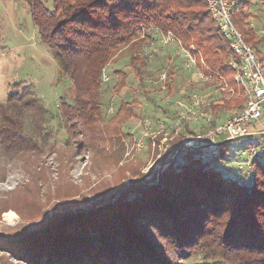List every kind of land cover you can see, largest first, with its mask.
Masks as SVG:
<instances>
[{
  "label": "trees",
  "instance_id": "obj_1",
  "mask_svg": "<svg viewBox=\"0 0 264 264\" xmlns=\"http://www.w3.org/2000/svg\"><path fill=\"white\" fill-rule=\"evenodd\" d=\"M22 1L39 40L49 47L61 70L71 81L73 95L70 102L59 97V111L55 115L48 113L35 91L29 89L31 86L23 82L12 83L6 99L0 101V160L18 159L28 154L27 159L31 163L27 171L42 169L41 156L54 146L46 127L49 119L60 116L62 128L67 133L70 129L71 135H75L74 128L79 122L81 125H90L91 122L98 124L102 120L100 110L107 102L102 100L103 92L98 79L100 69L116 49L134 35V39L147 40L153 35L154 29L172 31L185 45L194 44L202 52L207 65L223 75L229 85H233L232 70L228 65L232 57L229 43L219 34L205 0H51V6L47 0ZM253 2L238 0L233 8L232 19L245 41L264 61V49H260L264 44V35L257 34L249 26V21L252 22L255 17ZM133 61L137 62L132 57ZM144 64L142 61L141 65ZM136 66L132 65V68ZM136 70L139 75L140 69ZM112 73L117 81L121 79L118 75L126 74L122 70ZM168 74L172 82L173 74L169 71ZM180 78L184 80L182 76ZM173 86L169 84L167 93L172 94ZM194 87L193 84L189 86L190 90ZM240 103L241 99L237 98L222 105L231 107ZM130 104L139 105L135 100ZM220 105L219 100L211 108ZM122 106L119 105L118 112L123 114L120 116L125 115ZM126 113L133 116L132 109H126ZM186 132L196 133L189 128H186ZM94 135L90 136L97 139ZM178 148L176 146L162 163L168 161ZM218 150L217 157L221 155L219 147ZM202 151L183 150L161 169L157 185H154L157 182L154 178L147 185L128 187L116 194L110 203L89 214L77 213L76 218L63 217L64 222H52L30 233L14 235V240H36L49 230L56 229L54 227L62 222L68 224L69 220L71 229L79 230L64 231L63 235L77 238L71 242L62 240L66 238L62 235L57 238L60 240L58 245L44 241L46 250L37 256L28 253L29 257H24L26 259L22 262L264 264V158L251 161L246 171L235 169L229 173L212 166L210 159L200 158ZM3 176L0 174V180ZM150 185L152 187H148ZM10 193L13 195L15 191ZM131 202L135 203L128 206ZM123 205L128 215L134 212L135 217L144 216L142 222L152 227L165 244L159 245L155 239L140 231L123 228L128 224L126 216L116 212ZM113 208V214H117L114 217L107 216L106 225L102 221L97 225V219H91L97 212L111 211ZM116 220L122 223L117 224L118 228L112 224ZM8 239L0 238L1 251H11V247H7L10 244ZM33 245L36 243L27 244L31 250Z\"/></svg>",
  "mask_w": 264,
  "mask_h": 264
},
{
  "label": "rangeland",
  "instance_id": "obj_2",
  "mask_svg": "<svg viewBox=\"0 0 264 264\" xmlns=\"http://www.w3.org/2000/svg\"><path fill=\"white\" fill-rule=\"evenodd\" d=\"M47 3L51 6V0H47ZM253 3L255 19H252V24L260 35L259 30L264 29V0H254ZM135 36L121 44L100 69L99 85L103 92L102 100L106 101L107 105L100 110L102 120H99L98 124L91 122L90 125H81L79 122L74 128L75 135H71L70 129L67 133L62 128L60 116L49 119L46 127L50 131V142L54 146L41 156L43 168L40 170L27 171V166L30 167L31 163L27 159L28 154L18 159L0 160V174H4L0 180V209L2 208L0 238H9L10 244L7 247H11L10 252L7 249L0 250V264H26L22 260L29 257L28 253L37 256L46 250L44 241L58 245L60 240L57 238L60 235L66 237L62 240L68 239L69 242L77 239L73 235L72 237L63 235L64 231H79L71 229L70 220L68 224L63 223V217L68 219L76 218L77 213L89 214L110 203L116 194L128 187H137L145 183L147 185L154 178L157 181L154 185L159 183V168L171 152L168 148L173 147L180 137L173 136L162 141V135H156L154 138L145 136L143 134L145 119L155 123L166 105H168L166 109L170 111L177 109L176 101L181 98L177 87L180 86L179 83L190 84V81L181 67V61L174 56L173 47L162 49L157 43L150 46L147 40L134 39ZM260 49H264V44ZM132 57L136 63L131 62ZM142 61L145 63L144 66L141 65ZM132 65H137L136 68L140 69V76ZM104 70L108 75L106 80L102 77ZM114 70H122L126 74L118 75L121 79L117 81L112 73ZM165 70L173 74L172 82L170 78L168 81L174 86L172 94L164 95L159 91L158 78ZM181 76L184 78L183 81L180 80ZM18 82L30 85L29 89L35 91L38 99L52 115L59 111L57 102L60 96L68 102L73 98L71 81L61 70L49 47L39 40L23 1L0 0V101L6 99L10 85ZM133 100L139 105L132 106L130 102ZM121 104L124 105L122 106L124 116H120L123 114L118 112ZM126 109H132L133 116L127 114ZM218 109L219 107L211 110L216 112ZM87 118L88 116L85 119ZM154 127L155 125L150 132L155 131ZM26 128L29 126L26 125ZM187 128L195 132L201 130L195 126ZM248 130L264 132V115L252 123ZM90 135L97 136V139ZM226 138L220 136L218 141ZM250 140L249 138L235 140L219 147L221 155L210 159V164L220 169L228 165L230 169L226 171L229 173L234 171L237 163L245 159L244 151ZM30 171L33 179L29 178ZM40 175L42 177L38 179ZM14 191L15 193L11 195L10 192ZM125 209L123 205L116 210L117 213H121L120 216H126L125 221L128 224L123 228L140 231L143 235L155 239L159 245L165 244L152 227L142 222L144 216L135 217L134 212L128 215L124 212ZM113 212L114 208L111 211L102 210L91 219L95 221L97 219V225L101 221L106 225L107 216L114 217L117 214ZM61 221L63 224L54 227L56 229L49 230L48 235L43 234L36 240H14V235L27 234L52 222ZM116 221L112 224L118 228L117 224L122 223L120 220ZM31 243H36L33 250L27 246ZM44 256L45 254L42 257ZM45 264H49V261Z\"/></svg>",
  "mask_w": 264,
  "mask_h": 264
},
{
  "label": "built area",
  "instance_id": "obj_3",
  "mask_svg": "<svg viewBox=\"0 0 264 264\" xmlns=\"http://www.w3.org/2000/svg\"><path fill=\"white\" fill-rule=\"evenodd\" d=\"M205 2L219 34L229 43L232 57L228 65L232 70L233 85H229L223 75L207 65L201 51L194 44L185 45L172 31L160 32L154 29L153 35L147 39L150 46L158 39L160 48L173 47L174 56L181 61V67L190 84L195 85L194 89L190 90L189 83H179L177 90L181 98L176 101L178 108L170 111L166 109V105L163 109L165 112L162 111L155 123L145 119V136L154 138L156 135H162V141L173 136L180 137L168 151H172L176 146L195 147L217 143L220 136L234 138L247 134L251 132L248 130L249 126L264 115V61L259 59L254 48L245 41L242 32L233 22L232 12L238 0ZM249 26L255 29L251 22ZM259 33L264 35V29L259 30ZM107 76L104 70L103 80H106ZM168 79V70L159 74V91L164 95L170 84ZM237 98L241 99L239 106L222 105L223 102ZM219 100L221 105L213 112L211 105ZM154 125L155 131L150 132ZM190 126L201 130L196 134H187L184 129ZM249 139L251 140L244 151L245 159L236 165L238 171H246L251 161L264 158V137ZM218 153V147L204 148L200 158L212 159L217 157ZM229 169L228 165L222 168Z\"/></svg>",
  "mask_w": 264,
  "mask_h": 264
},
{
  "label": "water",
  "instance_id": "obj_4",
  "mask_svg": "<svg viewBox=\"0 0 264 264\" xmlns=\"http://www.w3.org/2000/svg\"><path fill=\"white\" fill-rule=\"evenodd\" d=\"M263 137H264V132H249L247 134L237 136L234 138H227L225 140H222L220 142L213 143V144H204V145H199V146H195V147L180 146L168 161L162 163V165L159 168L158 177L160 175L161 169L165 165L169 164L172 160H174L183 150L189 151V150H198V149H204V148H217L223 144H227V143H230V142L235 141V140H240V139H244V138H263Z\"/></svg>",
  "mask_w": 264,
  "mask_h": 264
},
{
  "label": "crops",
  "instance_id": "obj_5",
  "mask_svg": "<svg viewBox=\"0 0 264 264\" xmlns=\"http://www.w3.org/2000/svg\"><path fill=\"white\" fill-rule=\"evenodd\" d=\"M249 22H251V21H249ZM252 23V22H251ZM255 26V25H254Z\"/></svg>",
  "mask_w": 264,
  "mask_h": 264
}]
</instances>
